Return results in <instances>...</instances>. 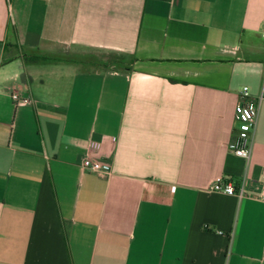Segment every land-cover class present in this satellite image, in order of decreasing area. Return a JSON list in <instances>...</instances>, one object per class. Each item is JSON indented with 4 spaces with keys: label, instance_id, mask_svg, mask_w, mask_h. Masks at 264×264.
I'll use <instances>...</instances> for the list:
<instances>
[{
    "label": "crops",
    "instance_id": "0c3cea01",
    "mask_svg": "<svg viewBox=\"0 0 264 264\" xmlns=\"http://www.w3.org/2000/svg\"><path fill=\"white\" fill-rule=\"evenodd\" d=\"M263 23L264 0H0V264H264V103L251 158L229 147ZM60 47L124 68L24 60Z\"/></svg>",
    "mask_w": 264,
    "mask_h": 264
},
{
    "label": "built area",
    "instance_id": "2783aa9c",
    "mask_svg": "<svg viewBox=\"0 0 264 264\" xmlns=\"http://www.w3.org/2000/svg\"><path fill=\"white\" fill-rule=\"evenodd\" d=\"M261 37L264 39V23L261 28ZM13 99L16 103H22L19 95L14 94ZM264 103V91L259 96H254L249 87H244L238 94L235 104V123L236 134L231 141L229 147L238 157L250 159L253 152V135L256 131L260 109ZM89 147L94 150L101 148V143L90 141ZM82 167L89 171L100 172L104 168V164L92 157H86L82 162ZM213 190L228 195L244 197V186L237 187L232 182L225 183L221 179L216 181ZM264 201V193L261 195Z\"/></svg>",
    "mask_w": 264,
    "mask_h": 264
},
{
    "label": "rangeland",
    "instance_id": "374dc122",
    "mask_svg": "<svg viewBox=\"0 0 264 264\" xmlns=\"http://www.w3.org/2000/svg\"><path fill=\"white\" fill-rule=\"evenodd\" d=\"M55 55L66 60H78L86 67L91 66L92 63H96L100 66L101 63H107L113 58V54L110 52L91 48H78L76 51L70 52L68 48L60 47L57 49V53Z\"/></svg>",
    "mask_w": 264,
    "mask_h": 264
},
{
    "label": "trees",
    "instance_id": "16d2710c",
    "mask_svg": "<svg viewBox=\"0 0 264 264\" xmlns=\"http://www.w3.org/2000/svg\"><path fill=\"white\" fill-rule=\"evenodd\" d=\"M113 58L107 63H101L100 66H104L106 69L109 67H117L122 68L125 62L124 55H114ZM24 60L26 63H48V62H60V61H69L63 58H60L55 55H41V54H24ZM92 65L98 66L96 63H92ZM124 68V67H123ZM126 69V68H125Z\"/></svg>",
    "mask_w": 264,
    "mask_h": 264
}]
</instances>
